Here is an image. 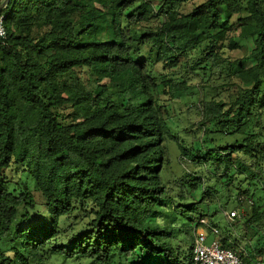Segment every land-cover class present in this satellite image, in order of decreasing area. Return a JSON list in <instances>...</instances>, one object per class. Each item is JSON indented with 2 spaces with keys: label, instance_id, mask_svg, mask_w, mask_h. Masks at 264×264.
<instances>
[{
  "label": "trees",
  "instance_id": "trees-1",
  "mask_svg": "<svg viewBox=\"0 0 264 264\" xmlns=\"http://www.w3.org/2000/svg\"><path fill=\"white\" fill-rule=\"evenodd\" d=\"M166 7L157 13L148 0H10L3 9L0 264H46L54 257L85 264H193V244L184 249L176 229L181 218L186 231L212 218L207 212L218 191L200 189L215 179L228 191L234 172L257 178L256 190L264 188V0H206L186 15ZM161 14L159 26L137 31ZM235 17L239 36L254 40L252 64L230 68L239 89L227 110L221 99L196 104L200 148L176 141L183 162L203 165L212 177L187 174L169 188L173 101L186 90L173 73L231 66L221 51L238 47L226 44ZM80 70H89L91 79L82 81ZM216 132L241 139L209 150ZM12 164L29 175L47 210L39 223L15 226L19 211L28 219L38 203L28 187L20 194L9 189L4 170ZM174 187L176 197L170 195ZM198 191L203 197L196 202ZM254 195L247 188L236 197L238 207H251L250 217L237 224L243 237L264 228V205ZM89 206L88 229L69 245L55 246L63 220ZM228 232H221L223 248L243 264H264L263 244L246 250Z\"/></svg>",
  "mask_w": 264,
  "mask_h": 264
},
{
  "label": "rangeland",
  "instance_id": "rangeland-1",
  "mask_svg": "<svg viewBox=\"0 0 264 264\" xmlns=\"http://www.w3.org/2000/svg\"><path fill=\"white\" fill-rule=\"evenodd\" d=\"M7 0H3L2 4H4ZM154 7L155 11L158 13L159 10L163 6L167 9H172L178 12L180 15L189 14L196 6L202 4L206 0H195L192 2H186L182 0H148ZM243 1V0H239ZM9 7V3L5 6V9ZM135 8L130 10V12H134ZM164 18V15L161 14L159 17L152 18L149 22L143 23L140 27L137 28V31L143 32L149 28H156L160 25ZM240 26L237 21V17L229 22L228 32H227V42L228 45L231 41L237 43L236 49L225 48L221 51V56L223 59H228L230 61L231 66L227 63L221 65L218 68H214L212 72L209 69H198L196 74L187 73L186 67H178L173 73L176 82L179 83V87H186V90L183 91L180 95V98L174 99L173 104L176 109L175 117L170 122V127L173 134L176 136V140L167 142V151L170 155V164L166 168L165 172V183L167 186L173 187L174 180H179L187 174L196 175L199 178H204L207 180L209 177H212V173L203 165H193L192 163L183 162L181 159V153L177 146L176 141H180L185 144L188 148L199 147L195 145L197 138H201L202 131L201 125L199 122L201 121L200 110L196 109V104H199V100L210 101L212 99H221L224 100L228 106L226 110L232 103V100L235 97L237 90L239 89L238 80L232 76L230 72V68L238 69L243 67H249L252 64V61L249 59V56L252 50L255 48L254 40L251 38H241L240 35ZM205 48V46H204ZM161 64L156 66V70L160 67ZM79 77L82 81H87L91 79V75L89 70H80L78 71ZM107 83V81H105ZM245 87V86H244ZM232 94V96H230ZM261 99L264 101V95L261 96ZM195 101V102H194ZM195 105V106H194ZM62 112L68 116L71 113V109H63ZM263 123H264V110H263ZM191 131H188V130ZM264 132V131H263ZM214 142L213 144H209L207 147L209 150H215L220 146H229L233 144L237 139H241V136L231 135V134H221L216 132L211 136ZM200 148V147H199ZM248 158L247 156H245ZM248 162H250L248 160ZM238 163V161L236 162ZM235 166V165H234ZM235 171V168H233ZM236 172L232 173V185L229 187L227 191L225 186L219 184V182L215 179H211L210 182H207L201 191H207V194L214 193L215 190L218 191L216 195H213V199L211 202V206L208 209V212L212 218L206 217V219L210 223L217 224L225 236V233L232 232L233 239H237L238 244L245 248L246 250H254L257 246L261 244L264 245V237L262 233H264V228L259 235H254L253 232L247 234V237H243V231L238 228V221H243V215L246 218L250 217L251 207L248 205H243L242 207H238L237 204V194L239 189L246 190L250 189V193L254 194V201L256 204L264 205V188L262 184H259V189L256 190L255 184L258 183L257 178L252 180L246 179L244 177H237ZM4 178L8 182L9 189L14 191L16 194H20L25 190V187H28L30 190L35 192V197L37 200V208L36 211L31 213L30 218L24 219V211L21 209L19 211V215L15 221V226H24L26 223H39L43 219L46 218L47 210L42 206V201L36 193V187L34 182L31 180L29 175L21 168L19 165L12 164L8 169L4 170ZM242 183V185H240ZM250 185V186H248ZM176 197L178 195V189L174 187L172 189L171 194ZM209 196V195H208ZM203 194L200 191L194 194V199L196 202L202 200ZM188 198V197H187ZM207 198V196H206ZM190 200V199H189ZM190 201L185 202V205H188ZM176 203H178L176 201ZM227 203L225 206L224 204ZM202 208V207H201ZM93 208L91 206L87 207L84 211V208H79L74 213L66 217L60 227L59 235L57 239L54 241L55 246H63L69 245L73 238L83 234L89 226L91 217L88 214L91 212ZM204 211H207L205 205H203ZM236 211L237 217L236 219H229L228 213ZM24 219V220H23ZM27 220V221H25ZM167 220L159 221V225L164 226ZM185 222V219L181 218L177 222V242H181V245L184 249L186 246L192 245L194 242V230L186 231L182 226ZM198 222L193 223L196 225ZM241 224V223H240ZM193 231V232H192ZM241 231V232H240ZM211 237L209 241H211ZM6 244L4 247H8ZM258 262H260L258 260ZM46 264H85L84 262H71V261H62L58 257H54L49 259Z\"/></svg>",
  "mask_w": 264,
  "mask_h": 264
},
{
  "label": "built area",
  "instance_id": "built-area-1",
  "mask_svg": "<svg viewBox=\"0 0 264 264\" xmlns=\"http://www.w3.org/2000/svg\"><path fill=\"white\" fill-rule=\"evenodd\" d=\"M2 0H0L1 4ZM3 7V4L0 8ZM5 7H3L4 9ZM8 30L5 24V17L0 14V45H6ZM253 205V202L250 201ZM237 217V212L228 213L229 219ZM212 238L209 241V238ZM193 264H243L241 257L231 249L223 248L221 230L219 227L210 224L202 219L194 230V243L192 251Z\"/></svg>",
  "mask_w": 264,
  "mask_h": 264
},
{
  "label": "water",
  "instance_id": "water-1",
  "mask_svg": "<svg viewBox=\"0 0 264 264\" xmlns=\"http://www.w3.org/2000/svg\"><path fill=\"white\" fill-rule=\"evenodd\" d=\"M9 2H10V0H7V1L3 4V7H5ZM3 7L0 8V14H1L2 11H3Z\"/></svg>",
  "mask_w": 264,
  "mask_h": 264
}]
</instances>
